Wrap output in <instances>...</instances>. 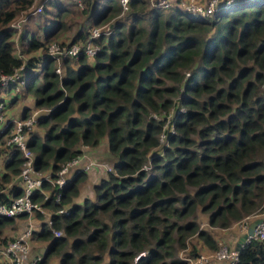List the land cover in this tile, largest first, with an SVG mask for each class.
<instances>
[{
  "label": "trees",
  "instance_id": "obj_1",
  "mask_svg": "<svg viewBox=\"0 0 264 264\" xmlns=\"http://www.w3.org/2000/svg\"><path fill=\"white\" fill-rule=\"evenodd\" d=\"M66 1L38 0L43 9L33 13L37 0H0V76L23 66V87L10 101L28 94L34 107L45 110L34 124L44 134L32 129L28 136L35 170L53 177L82 146L103 140L113 170L95 184L96 200L82 204L74 200L86 171L62 189L43 180L49 197L38 189L31 198L53 214L33 236L51 240V252L71 239L61 264H99L105 254L106 264H185L174 252L194 235L215 250L218 242L199 226L198 211L208 214L210 226L225 228L264 203V0H234L207 16L151 0H129L124 13L119 0H83V8ZM48 6L57 8V17L74 9L84 16L79 22L59 17L44 28ZM19 14L25 24L17 31L12 22ZM101 24L113 26L94 38L99 51L92 58L62 57L57 73L48 44L85 41L91 26ZM72 25V37L60 40ZM7 91L0 90L6 115ZM176 95L185 110L174 113L173 133L150 114L168 112ZM30 113V106L22 107L21 117ZM163 131L166 139L160 140ZM2 137L0 154L7 158L0 203H9L22 193L14 181L23 157ZM149 157L151 174L143 168ZM65 207L67 213L57 212ZM13 221L0 216V227ZM6 242L0 237V248ZM235 264H264V240L246 242Z\"/></svg>",
  "mask_w": 264,
  "mask_h": 264
},
{
  "label": "built area",
  "instance_id": "obj_2",
  "mask_svg": "<svg viewBox=\"0 0 264 264\" xmlns=\"http://www.w3.org/2000/svg\"><path fill=\"white\" fill-rule=\"evenodd\" d=\"M74 3L78 8H83V0H69ZM123 11L128 9L129 0H119ZM182 3L184 1L182 0ZM234 0H208L203 5L187 4V11L201 16H207L213 13L217 8H226L231 6ZM154 5L160 7H168L172 4V0H155ZM43 9L42 4H39L33 13L41 12ZM15 26V25H13ZM16 27V26H15ZM20 31V24L16 27ZM110 25L104 24L103 26H91L89 35L85 41H75L67 44L60 45L59 42H51L47 46L46 52L54 57L57 62L55 71L62 74L61 59L65 56L78 57L79 54H84L87 58H92L100 49L101 45L94 41V38L107 33ZM23 66L15 69L12 73L2 74L0 76V90L10 88L11 91L19 92L24 84V75L21 72ZM37 111L31 113L26 117H11L5 113V104L0 101V135L5 137V143L17 147L22 154L23 163L19 176L22 182V193L12 198L9 203H0V216L18 217L21 214H31L34 211H43L41 202L32 200L31 196L38 189L41 190L43 180H49L53 185L62 189L69 179V172L71 170L89 172L92 169L101 168L106 172H111L113 167L111 164L102 163L90 158L83 150L72 157L70 160L63 163L60 168L51 175L41 174L34 169V152L28 146L29 131L33 129L36 122ZM165 133L162 132L159 139L162 140ZM44 198H48L44 190ZM60 199V192L55 195V200ZM59 213H67V209L61 208L57 210ZM262 220L255 226L253 234L249 235L245 241L249 242L252 239L264 240V216L260 217ZM51 221L49 219V225ZM247 230V229H246ZM246 232V231H245ZM55 235H61V230H54ZM32 228H25L17 237L7 241L0 248V253L4 256L3 264H37L41 256H31V238ZM244 243V244H245ZM243 244V245H244ZM242 245V246H243ZM239 250L235 246L221 243L215 250L209 252H199L191 260L188 259L190 264H210L211 262H223L225 264H235L238 260Z\"/></svg>",
  "mask_w": 264,
  "mask_h": 264
},
{
  "label": "rangeland",
  "instance_id": "obj_3",
  "mask_svg": "<svg viewBox=\"0 0 264 264\" xmlns=\"http://www.w3.org/2000/svg\"><path fill=\"white\" fill-rule=\"evenodd\" d=\"M60 1L67 2L66 0H60ZM151 1L154 2L155 0H151ZM183 1H184V3H182V0H172V4L173 3H179L180 7H182L183 9H186V6L188 3H190L191 5H195V6L196 5H203V4L207 3L208 0H183ZM37 4L38 5L40 4L38 2V0H37ZM37 4H35V6L33 8H31L29 11L33 12V10L38 6ZM48 10H49L48 13H46L45 15L48 17V19L50 21H54L55 18H57V17H55L57 8L55 6H48ZM74 10H75V12L73 13V15H69V17L67 18L66 21H69V19L70 20L73 19L75 17V13H76V17L79 18L78 21H81V19L84 16L83 13L79 9H77V10L74 9ZM124 12L125 11H123L122 13H124ZM63 14H64V12L61 13V16ZM23 15L24 14L17 15L15 20L12 22V24L15 25L16 27H18L20 24V26L22 25V28H23V25L25 24V20H24L25 16H23ZM43 24H45V23H43ZM103 25L104 24H101L99 26H103ZM72 26H73L72 28L66 29L64 32H62L68 36H65V37L60 36V40H62V39L69 40L71 38V35L76 31V28H77L76 25H72ZM40 38H42V32L40 33ZM29 54H31V53H29ZM32 54H37V52H32ZM93 60L94 59H89L90 62H93ZM169 83H172V82L169 81ZM172 99H173V104L169 108L168 112H166L164 110L152 111L150 116H152L153 118H155L157 120L161 119L163 121L162 129L163 130L166 129V131L171 130L174 133L175 130L172 129L173 128L172 127V117L176 111L181 113L185 110V108L183 106L179 105V103L177 102L178 95L173 96ZM31 101H32V96L28 95V94H24V95H22L21 99H19L15 104H13L10 107V109L13 110L16 115H18L22 112L23 105L27 104V105H30V107H31V113L37 111V116L40 115V113L41 114L44 113V111H45L44 109L34 107ZM5 102L7 103L8 99H6ZM177 107H179L178 110H177ZM33 129H35V131L39 132L41 135H43L45 130H46L45 128L39 127L37 125H34ZM163 139H166V135L164 136ZM1 140L4 141L5 137L3 136ZM161 143L163 145H165L166 140L161 141ZM89 147L83 149V151L86 152L88 154V156L90 155L96 161H99L102 163H108V164H111V166H112V155L109 153L106 140H103L98 146H94V147L89 146ZM156 152H157V150L155 149L152 154H154ZM150 157H149V159L147 158L146 164L143 167L145 170L148 171L149 174H151L152 170H153V169H151L152 162L150 161ZM6 158L7 157H5V156L0 158V165H1L0 169L3 168V164H4V161ZM44 172H40V173L43 174ZM88 176H89V178H88ZM106 177H108V172L104 171L101 168L96 167L95 169H92L89 173L87 172L84 174V177L80 180L79 188L80 189L82 188V193H84L85 196H89V199L94 201V200H96V191L94 189V186H95V184H98L100 182L101 178H106ZM65 209H67V207H65ZM33 213H34L33 215H36L35 212H33ZM262 216H264V203L262 205V208L257 210V212L252 213V214L244 217L243 219H241L239 221L232 222L228 227L222 228V227L210 226L208 224V214L202 213L200 211L197 212V217H198L197 219L199 221V226L201 228H204V229H207L208 231H210L214 237H216L218 235H221V236L233 235L234 236L235 234H239L241 232L243 233L246 231V229L248 228L249 223L251 221H253L256 218H260ZM102 218L109 221L108 220L109 214L108 213L103 214ZM26 227H28V225H27L26 220H24V217H19L17 219H14L12 224L5 225L2 228L0 227V237L5 239L6 241H10V240L14 239L15 237H17ZM33 237L34 236L32 234V238ZM193 244L196 245V248L198 249L197 252L198 251L201 252L200 250H204V248H202V247H204L203 242L201 241V239L199 237L194 235L193 237L190 238V240L187 243V246L185 248L176 247L175 252H174L175 258L184 260L185 264H190L188 259L191 260L193 257L196 256V254L194 256H192L190 254L191 250L193 249L192 248ZM207 250H210V249L208 248ZM106 256H107V254H105V257ZM168 260H169V258H168Z\"/></svg>",
  "mask_w": 264,
  "mask_h": 264
},
{
  "label": "crops",
  "instance_id": "obj_4",
  "mask_svg": "<svg viewBox=\"0 0 264 264\" xmlns=\"http://www.w3.org/2000/svg\"><path fill=\"white\" fill-rule=\"evenodd\" d=\"M61 13L58 14V17L55 16L57 18H55L54 21H50L48 19L47 22H46L47 25L45 24V25H43V27L46 28L48 26V24L51 25L59 17L61 19H63V20H67V18L69 17V15H73V13L71 11L64 12V14L62 16H61ZM73 20L79 22L78 21L79 18L76 17V13H75V18ZM68 22H70V19H69ZM43 27L40 29L39 35H40L41 32L44 31V28ZM72 27L73 26H71V28ZM61 36L62 37H65V36H68V35H66L65 33H62ZM71 37H72V35H71ZM13 96H14V92L13 91H7V92H4L3 93V99H4V101L6 99H8V102H10V103L7 102V107H8L7 108V113L11 117H19V116L21 117V113L18 114V115H16L14 113V111L10 109V107L19 100L18 99L17 101H15V100L10 101ZM23 106H27V104H24ZM28 106H30V105H28ZM88 147L89 146H87V145L85 146L84 145V146H82V150L84 148H88ZM1 157H4V154L3 153L0 154V158ZM0 168H1V165H0ZM78 172H80V171H77L76 169L75 170L74 169L71 170L69 172V179H68V181L70 179H72L75 176V174H77ZM51 173L52 172H50L49 170H47L43 174L44 175H51ZM88 178H89V176H88ZM15 180H16V178H15ZM14 182L16 183V181H14ZM17 184H18V186H22V182L21 181H19ZM44 192L49 197L48 190H44ZM87 198H89V196H85V194L82 193V188L81 189L79 188V194L75 198L74 203L75 204H82L83 201L85 199H87ZM34 212L41 213V216L39 217L37 215H33L34 213H31L29 215L28 214H25V216H24V220H26L28 227H31L32 228V231H38L40 229L42 223H47L49 225L50 216L53 214L50 209L43 207V211H34ZM17 218H19V217H17ZM17 218H14V219H17ZM53 233H54V231H53ZM243 233L241 232L239 234H235L234 236L233 235H226V236L218 235V236H216L214 238L217 240L218 245L221 244V243H226L228 245L235 246L236 245V242L241 237V235H243ZM61 235H58V236H61ZM54 236H57V235H55V233H54ZM71 241L72 240L69 239V243H67V245H64L63 247H59L58 248V251L51 252L50 251L51 240L39 239V238H37V237L34 236L33 238H31V251H30V255L31 256H41L42 260H45L41 264H61V256L63 254H65L68 250H70V242ZM203 246L204 247H202V248H204V250H200L201 252H209V251H211V250H207L208 248L204 244H203ZM104 258L105 259L100 264H106V262L108 260V257L107 256L106 257L104 256ZM4 260H5L4 259V256L0 253V263L3 264L4 263ZM210 264H225V263H223V262H211Z\"/></svg>",
  "mask_w": 264,
  "mask_h": 264
},
{
  "label": "water",
  "instance_id": "obj_5",
  "mask_svg": "<svg viewBox=\"0 0 264 264\" xmlns=\"http://www.w3.org/2000/svg\"><path fill=\"white\" fill-rule=\"evenodd\" d=\"M112 26H113V25L111 24V25H110V28H111ZM15 181H16V182L21 181V177L18 175V176L16 177V180H15ZM261 220H262L261 218H256V219H254L253 221H251V222L249 223V226H248L246 232H244L243 235H241V237H240V238L238 239V241L236 242L235 248H236L237 250H240V249H241V247H242V245L245 243L247 237H248L249 235L253 234V230H254L255 226H256Z\"/></svg>",
  "mask_w": 264,
  "mask_h": 264
}]
</instances>
